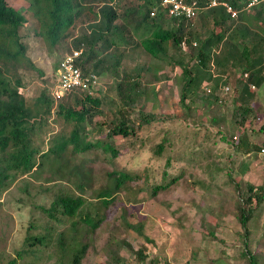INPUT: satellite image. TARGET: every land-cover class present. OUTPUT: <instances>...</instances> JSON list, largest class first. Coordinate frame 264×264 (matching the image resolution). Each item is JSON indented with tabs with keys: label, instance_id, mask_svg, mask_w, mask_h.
<instances>
[{
	"label": "trees",
	"instance_id": "trees-1",
	"mask_svg": "<svg viewBox=\"0 0 264 264\" xmlns=\"http://www.w3.org/2000/svg\"><path fill=\"white\" fill-rule=\"evenodd\" d=\"M28 1V10H23L11 6L7 0H0V205L6 206L2 204L3 195L26 176L28 183H24L21 191L27 195L28 201L33 198V214L39 212L41 217L38 220L32 218L29 222L24 245L8 264H18L26 254L34 253L39 258L36 255L38 251L54 246L61 262L81 264L89 249V234L96 231L105 219L106 210L115 201L117 193L135 177L133 172L121 169L115 162L122 152L117 138H138L144 149L159 158L167 157L169 151L175 152L169 135L161 142L151 144L138 134L139 129L150 127L159 119L154 113L141 112L142 123L137 124L127 113L139 96L147 94L149 84L143 85L141 79L153 69L151 61L141 64L137 53L133 52L135 46L143 47L145 55H152L156 60L171 58V47L188 55L196 65L195 72L188 61L181 58L174 61L182 70L181 104L190 109L196 98H192L190 104L186 99L195 95L196 88L201 85L203 93L211 97L210 103L234 109L232 122L237 134L229 139L233 149L247 155L258 151L264 159L261 151L264 144H257L254 140L258 131L264 132V123L257 129L252 124L262 98L260 90L264 87V3L251 10L240 11L237 18H232L222 5L206 8L196 18H188L169 16L160 0ZM199 1L207 5L209 0ZM225 1L242 9L246 0ZM154 9L156 13L152 15ZM28 23L31 24L30 29L33 25L36 34L54 47L72 38L74 48L82 50L78 65L85 74L118 79L119 93L126 108H119L106 118V122L109 119L107 137L89 139V135L97 131L96 125L93 126L94 117L105 116L100 109L103 99L98 93L92 96L73 91L57 101L51 90L42 88L30 101L23 91L20 92L21 87L24 90L21 69H38L27 53L28 45L22 34ZM79 25L85 26L81 34L76 33ZM134 35L140 37L139 42H135ZM132 61L135 64L130 66ZM153 76L156 80L162 79L160 74L154 73ZM216 77H219V85L213 83ZM205 79L212 82L208 89L202 87ZM210 120L216 123L217 116ZM106 122H98L99 130ZM55 123H64L65 126L57 129ZM218 132L226 141L227 133L220 128ZM141 146L135 148L140 149ZM197 146L194 144L191 150ZM100 148L105 164L97 163ZM171 153L167 157L168 163L173 159ZM251 160L243 162V172ZM107 164L113 167L108 168ZM218 170L219 167L214 171ZM163 175L168 177V171L165 170ZM180 177L157 183L152 194L171 188ZM213 177L212 174V180ZM39 178L48 183L38 189V194H32L33 179ZM146 178L152 179L148 169ZM63 182L74 183L75 186L69 188ZM233 186L237 191V218L245 232L242 254L248 260L246 264H264V254L251 250L249 238L255 204L264 202V184L255 186L247 182L244 190L238 183ZM95 191L98 202L90 199ZM23 200L24 197H20L19 201ZM77 215H81L79 221L74 220ZM56 223L60 226L65 223L66 227L59 229ZM143 225L140 222L131 227L142 232ZM212 235L215 236L213 232ZM124 243L133 249L126 239ZM135 253L139 256L137 264H170L168 261L162 263L158 257L147 262L144 247ZM109 264L128 263L124 257L115 255L110 257Z\"/></svg>",
	"mask_w": 264,
	"mask_h": 264
},
{
	"label": "rangeland",
	"instance_id": "rangeland-1",
	"mask_svg": "<svg viewBox=\"0 0 264 264\" xmlns=\"http://www.w3.org/2000/svg\"><path fill=\"white\" fill-rule=\"evenodd\" d=\"M7 1L17 9L29 8L28 0ZM30 26L28 23L27 28L22 29V34L28 45L27 53L38 69H21L20 73L24 83L23 93L31 101L42 88H52L60 62L64 55L75 47V43L69 38L54 47L43 36L36 34L33 25L31 29ZM84 28V25H79L76 33H83ZM133 39L139 42L140 37L134 35ZM133 52L137 53L141 64L153 62V69L141 79L143 85L149 84L147 94L139 96L127 113L135 124L142 123L141 112L154 113L159 119L150 127L139 129L138 134L151 144L161 142L169 135V140L176 150L166 153L167 157L171 152L173 154L172 161L168 163L166 156H152L151 152L141 146L138 138H117L122 152L115 162L121 169L133 172L135 177L128 186L117 193L115 201L106 210L105 219L96 231L92 230L89 234V249L81 264H109L110 257L115 255L124 257L128 264H137L139 256L135 250L141 247L146 249L147 262L158 257L162 263L168 261L170 264H246L248 260L242 254L245 232L237 218V191L233 184L238 183L243 190L247 182L255 186L264 184V159L258 151L247 155L233 149L229 139L237 134L236 126L232 122L234 109L232 106L222 108L215 102L210 103L211 97L203 93L201 85L196 88L195 95L186 99L190 104L191 99L196 98V103L190 109L181 104L182 70L174 61L180 58L188 61L191 70L195 72L196 65L192 64L188 55L180 54L172 47L169 49L172 57L165 60H156L152 55H145L143 47L135 46ZM134 64L132 61L130 66ZM154 73L160 74L162 79L156 80ZM101 78L98 95L103 99L100 109L104 111L105 116L94 117L93 126L96 125L97 131L89 135V139L93 140L107 137L106 124L109 119L106 122V118L116 113L119 108H126L119 93L118 79L107 75H102ZM218 79L219 77H216L213 83L219 85ZM206 82L207 79L202 83L203 88ZM210 84L212 82H207L208 86ZM260 92L262 98L252 123L256 129L264 123L263 86ZM216 116L217 122L213 124L210 118ZM99 121L106 122L100 130L97 126ZM55 126L59 129L65 125L55 123ZM218 128L227 133L226 141L222 140ZM166 131L169 134L166 135ZM254 140L263 145L264 132L258 131ZM194 144L198 145L195 147L196 152L191 150ZM140 146L142 148H135ZM99 154L97 163L100 161L99 163L105 164L101 148ZM250 159L252 160L248 169L243 172V162ZM107 167L112 168L113 165L107 164ZM218 167V172H215ZM146 169L150 171L152 179L146 178ZM165 170L168 171V177L163 175ZM178 175L181 179L171 188L157 195L152 194L157 183L171 181V178ZM26 179V176L21 177L2 197V204L6 206L0 205V264H8L12 258L17 257L18 251L24 245L29 222L32 218L38 220L41 217L39 212L33 214V198L30 197L28 201L27 195L21 191L24 183H28ZM33 180L34 187L30 188L32 194H38V189L48 183L42 178ZM63 185L69 188L75 186L74 183L68 182H63ZM94 193L90 199L92 202H98L97 192ZM20 197H24L22 202L19 201ZM253 214L250 248L264 254V202L255 204ZM80 216L77 215L74 220L79 221ZM140 222L144 224L142 232L131 227ZM56 224L59 229L66 227L65 223L62 226L60 223ZM68 225L70 224L67 223ZM125 239L132 244L133 249L124 243ZM36 255L39 258L34 253L26 254L18 260V264H69L60 261V254L55 246L38 251Z\"/></svg>",
	"mask_w": 264,
	"mask_h": 264
},
{
	"label": "built area",
	"instance_id": "built-area-1",
	"mask_svg": "<svg viewBox=\"0 0 264 264\" xmlns=\"http://www.w3.org/2000/svg\"><path fill=\"white\" fill-rule=\"evenodd\" d=\"M263 3L264 0H246L242 9H238L233 4H231V2L225 0H209L207 5L200 3L199 0H160L163 10L169 16H185L188 18H196L204 9L218 5L224 6L232 18H237L240 11L251 10L252 8ZM155 13L156 9H154L151 14L155 15ZM186 48L187 46L184 43V49ZM81 55L82 50L75 48H72L70 52H67L64 55L56 73L55 82L50 89L51 95L55 100H61L67 94L73 91L90 93L92 96H95L98 93L102 78L94 73L85 74L83 72L82 68L78 65V58ZM247 75L248 74L245 73V76ZM207 82L205 83L206 89L209 88ZM21 91H23L22 87L20 88V92ZM235 138L237 137L235 136ZM261 151L264 155V148Z\"/></svg>",
	"mask_w": 264,
	"mask_h": 264
},
{
	"label": "crops",
	"instance_id": "crops-1",
	"mask_svg": "<svg viewBox=\"0 0 264 264\" xmlns=\"http://www.w3.org/2000/svg\"><path fill=\"white\" fill-rule=\"evenodd\" d=\"M160 73V72H159Z\"/></svg>",
	"mask_w": 264,
	"mask_h": 264
}]
</instances>
